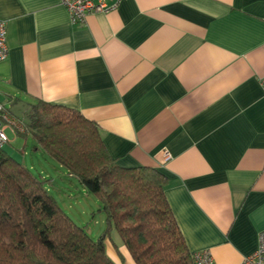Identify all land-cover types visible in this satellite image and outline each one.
Here are the masks:
<instances>
[{"label":"crops","instance_id":"1","mask_svg":"<svg viewBox=\"0 0 264 264\" xmlns=\"http://www.w3.org/2000/svg\"><path fill=\"white\" fill-rule=\"evenodd\" d=\"M0 19L9 48L0 102L9 112L37 99L78 110L119 164L165 173L190 251L240 264L256 250L264 230V0H122L82 23L60 0H0ZM113 241L110 258L135 264Z\"/></svg>","mask_w":264,"mask_h":264},{"label":"trees","instance_id":"2","mask_svg":"<svg viewBox=\"0 0 264 264\" xmlns=\"http://www.w3.org/2000/svg\"><path fill=\"white\" fill-rule=\"evenodd\" d=\"M9 114L18 125L14 134L25 141L31 137L34 150L40 149L96 196L106 226L93 238L62 210L44 185L47 179L3 145L0 264H116L106 250L113 232L135 264H195L167 200L164 172L119 164L108 153L98 125L71 107L37 99L24 111L25 121Z\"/></svg>","mask_w":264,"mask_h":264},{"label":"rangeland","instance_id":"3","mask_svg":"<svg viewBox=\"0 0 264 264\" xmlns=\"http://www.w3.org/2000/svg\"><path fill=\"white\" fill-rule=\"evenodd\" d=\"M11 110L15 116L25 121L23 110ZM7 132L10 141L4 144V150L35 175L47 179L44 185L62 210L76 224L83 226L93 238H97L104 230L106 222L104 213L99 210L100 204L96 196L87 192L75 177L69 176L65 168L47 157L40 149L34 150L31 137L28 136L25 141L21 135ZM111 235L113 240L121 242L115 232Z\"/></svg>","mask_w":264,"mask_h":264},{"label":"built area","instance_id":"4","mask_svg":"<svg viewBox=\"0 0 264 264\" xmlns=\"http://www.w3.org/2000/svg\"><path fill=\"white\" fill-rule=\"evenodd\" d=\"M122 0H60L67 9L73 23H82L86 15L91 13H107L118 7ZM7 23L0 19V61L7 58L9 48L6 42ZM261 87L264 92V77L261 78ZM18 127L9 112L0 102V147L9 141L7 130L15 131ZM195 264H216L208 250L194 252ZM240 264H264V230L259 233L258 246L251 254L244 256Z\"/></svg>","mask_w":264,"mask_h":264}]
</instances>
